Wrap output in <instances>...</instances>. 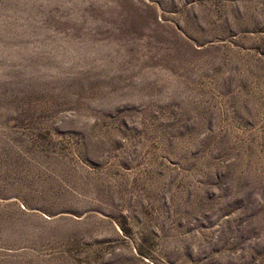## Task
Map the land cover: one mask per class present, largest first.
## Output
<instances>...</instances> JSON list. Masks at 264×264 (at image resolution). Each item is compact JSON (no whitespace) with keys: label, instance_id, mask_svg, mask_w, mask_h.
I'll return each instance as SVG.
<instances>
[{"label":"rangeland","instance_id":"obj_1","mask_svg":"<svg viewBox=\"0 0 264 264\" xmlns=\"http://www.w3.org/2000/svg\"><path fill=\"white\" fill-rule=\"evenodd\" d=\"M0 264H264V0H0Z\"/></svg>","mask_w":264,"mask_h":264}]
</instances>
